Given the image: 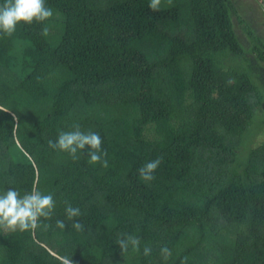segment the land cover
<instances>
[{
	"label": "trees",
	"instance_id": "1",
	"mask_svg": "<svg viewBox=\"0 0 264 264\" xmlns=\"http://www.w3.org/2000/svg\"><path fill=\"white\" fill-rule=\"evenodd\" d=\"M250 24L235 0H0V264H264Z\"/></svg>",
	"mask_w": 264,
	"mask_h": 264
},
{
	"label": "rangeland",
	"instance_id": "2",
	"mask_svg": "<svg viewBox=\"0 0 264 264\" xmlns=\"http://www.w3.org/2000/svg\"><path fill=\"white\" fill-rule=\"evenodd\" d=\"M239 8V14L241 17L246 18L251 22L250 26L257 33H262L264 35V0H235ZM237 29L240 33L243 41L247 46L251 44V36L246 30V23H241L239 18L236 16ZM254 32V33H255ZM258 79V78H257ZM264 79V77H263ZM260 80V79H259ZM258 85V84H257ZM259 91L262 93L261 99L263 100L262 108L258 112V116L255 117L256 122L252 129L246 134L244 143L240 149L242 155H249L252 147H257L264 142V82L259 85ZM243 168V166L241 167ZM89 193H75L72 195H63L61 197V202L58 205L51 206H39L36 207V211L42 210H56L62 215L69 212L71 207L82 200L89 197ZM9 223H13L10 221Z\"/></svg>",
	"mask_w": 264,
	"mask_h": 264
}]
</instances>
